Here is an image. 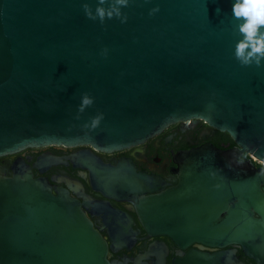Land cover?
I'll use <instances>...</instances> for the list:
<instances>
[{
  "label": "water",
  "instance_id": "1",
  "mask_svg": "<svg viewBox=\"0 0 264 264\" xmlns=\"http://www.w3.org/2000/svg\"><path fill=\"white\" fill-rule=\"evenodd\" d=\"M85 2L95 10L97 0H0V157L49 145L115 152L202 120L236 145L180 153L181 183L171 192L155 194L162 180L130 163L101 167L86 158L102 169L101 192L135 203L150 235L183 248L239 245L264 264V169L254 164L264 165V63L245 67L234 58L241 37L233 0H130L125 23L103 25L86 17ZM85 92L94 104L76 119ZM97 113L100 126L83 128ZM242 156L250 157L244 167ZM184 192L202 194V205L180 202ZM95 206L118 226L111 246L67 190L54 193L22 165L0 176V264L128 263L108 254L135 241L125 235L129 219L107 202ZM195 254L204 264H241L229 250Z\"/></svg>",
  "mask_w": 264,
  "mask_h": 264
},
{
  "label": "flooded vegetation",
  "instance_id": "2",
  "mask_svg": "<svg viewBox=\"0 0 264 264\" xmlns=\"http://www.w3.org/2000/svg\"><path fill=\"white\" fill-rule=\"evenodd\" d=\"M206 144H212L222 150L232 149L236 145L227 133L211 128L202 120L190 119L171 124L142 144L115 152H103L91 146L49 145L26 148L0 157V176L13 177L15 169L22 165L35 179L47 180L54 193L56 189L67 190L73 198L81 202L84 211L110 246L112 239L119 237V229L113 216L96 207V202H107L112 209L125 214L130 221L123 222L129 225V233L125 235L129 237L131 233H135V241L126 248L116 251L110 249L108 259L111 262L124 263V259H129L126 264H204L205 258H196L195 253L213 256L229 250L235 252L241 264H259L247 256L239 245L219 249L194 243L188 248H183L170 236L150 235L141 224L135 203L110 199L101 192L99 184L103 179L102 169H92L93 163L86 158L89 155L101 167H118L123 163H130L137 173L162 180L161 190L155 193L159 194L171 192L180 185L179 154ZM249 160V156L239 157L238 165L244 167ZM254 164L256 168L264 169L260 162L254 161ZM86 197L90 200H85ZM203 199L202 194L196 196L184 192L179 201L183 204L194 202L202 205ZM168 201H176L175 196L169 197Z\"/></svg>",
  "mask_w": 264,
  "mask_h": 264
},
{
  "label": "clouds",
  "instance_id": "3",
  "mask_svg": "<svg viewBox=\"0 0 264 264\" xmlns=\"http://www.w3.org/2000/svg\"><path fill=\"white\" fill-rule=\"evenodd\" d=\"M130 0H97V6L93 11L89 3L82 5L86 17L93 21H99L102 25L106 20L119 19L125 23L128 19L127 14L122 12V8L129 6ZM107 5V6H105ZM159 11V8L150 10L149 15ZM220 10L217 9V12ZM232 15L239 23L234 31L241 37L235 44L234 58L241 66L255 65L262 66L264 63V0H233ZM105 48L102 55H107ZM94 104V98L87 92L81 95V102L78 105L76 119H80V114ZM104 119L103 113H97L86 122L82 127L93 131L97 129ZM215 172L211 175L215 176ZM219 188L220 185H215Z\"/></svg>",
  "mask_w": 264,
  "mask_h": 264
}]
</instances>
